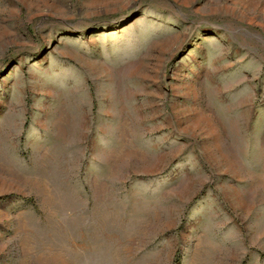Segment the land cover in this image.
<instances>
[{
  "label": "rangeland",
  "instance_id": "374dc122",
  "mask_svg": "<svg viewBox=\"0 0 264 264\" xmlns=\"http://www.w3.org/2000/svg\"><path fill=\"white\" fill-rule=\"evenodd\" d=\"M0 264H264V0H0Z\"/></svg>",
  "mask_w": 264,
  "mask_h": 264
},
{
  "label": "bare ground",
  "instance_id": "6f19581e",
  "mask_svg": "<svg viewBox=\"0 0 264 264\" xmlns=\"http://www.w3.org/2000/svg\"><path fill=\"white\" fill-rule=\"evenodd\" d=\"M3 133H4L5 136H8V137H9V135H11V132H9V130L6 131V132H3Z\"/></svg>",
  "mask_w": 264,
  "mask_h": 264
}]
</instances>
